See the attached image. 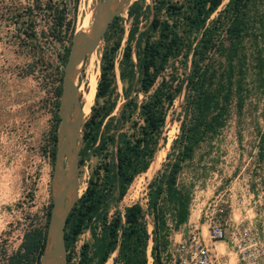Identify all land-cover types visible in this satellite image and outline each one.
<instances>
[{
  "label": "trees",
  "instance_id": "obj_1",
  "mask_svg": "<svg viewBox=\"0 0 264 264\" xmlns=\"http://www.w3.org/2000/svg\"><path fill=\"white\" fill-rule=\"evenodd\" d=\"M77 1L0 0V24L5 39L31 58L22 65L23 75L32 73L36 64L45 61L52 64L45 51L55 42L67 43L62 52L55 54L64 59L74 30V16L68 15L69 7L74 10ZM221 1L151 0V5L143 4L146 10L151 9L150 20L137 32L135 62L130 55V40L137 27L133 24L129 29L118 76L124 81L137 72L138 89L145 95L137 102L124 87L125 100L117 114L111 113L116 102L110 96L114 85L112 54L110 51L102 54L94 104L83 121L82 145L78 151L79 164L98 138L94 154H99V163L92 169L64 225L66 251L83 228H90L89 249L82 251L75 264H103L115 247L114 263L148 264L144 211L152 221L151 262L164 264L162 252L169 243L170 232L188 216L191 190L177 182L183 162L192 157L201 143L219 132L232 103L240 113L250 94L264 86L261 38L264 11L258 10L262 0H226L217 9ZM141 5L140 0H134L127 9L134 22ZM180 53L185 58L189 53L183 114L164 161L147 182L145 209L135 201L125 205L122 213L114 211L109 215L107 207L115 193L118 199L122 198L133 177L145 171L155 158L152 159L166 109L180 86L161 78L151 92L147 91L167 59ZM55 93H60L58 85ZM255 124L253 174L264 186V124L258 125L257 121ZM248 184L256 193L258 182L250 179ZM46 237L45 223L26 228L15 249L10 252L4 247L0 249V264H39ZM66 259L70 264L68 252Z\"/></svg>",
  "mask_w": 264,
  "mask_h": 264
},
{
  "label": "rangeland",
  "instance_id": "obj_2",
  "mask_svg": "<svg viewBox=\"0 0 264 264\" xmlns=\"http://www.w3.org/2000/svg\"><path fill=\"white\" fill-rule=\"evenodd\" d=\"M96 1L78 0L74 10L69 7L68 15L74 16V30L64 59H59L55 54L62 52L67 43L55 42L45 51L52 64L46 61L36 64L33 72L26 75L22 74L21 69L23 63L31 59L30 56L17 51L7 42L0 24V249L4 247L7 252L17 247L26 228L45 223L47 229L51 200L56 191L52 171L60 122V93H55V87L58 85L61 91L62 66L67 53L75 40H80L79 37L74 39L77 29L86 22L85 19L91 17ZM119 1L115 0V3L118 4ZM133 1L124 0L121 8L118 5L113 7L107 26L109 28H106L95 49L86 54L76 67L73 82L82 106L83 121L94 104V94L85 110L83 100L94 83L96 87L104 51H110L113 59L114 85L110 96L116 102L111 113L117 114L125 100L122 94L124 87L129 96H135L137 102L145 95L138 89L137 72L131 79L124 81L118 76V65L128 40L129 29L133 24L137 27L134 38L130 40V55L135 62L134 43L137 32L147 26L151 17V9L148 11L143 6L144 3L151 5V0H140L142 5L134 22L127 12ZM225 1L222 0L217 9ZM258 10L264 11V0ZM213 15L214 12L211 16ZM261 38L264 41V25ZM114 45L116 47L110 49ZM188 66L189 53L187 58L182 53L169 57L148 89L147 92H151L161 78L180 86L166 109L152 157H156L154 162L133 177L122 198L118 199L115 193L107 207L109 215L114 211L122 213L125 205L135 201L145 209L147 182L160 168L170 142L178 132L179 119L183 114L184 83ZM72 111L70 109L68 112L69 122L72 120ZM256 121L258 125L264 124V86L250 94L240 113L236 112L232 103L228 118L219 132L209 141L201 143L192 157L183 162L177 174V182L188 185L191 190L188 216L184 223L170 232L169 243L162 252L164 264H176L177 243L191 229L198 232L200 240L209 248L217 264H264V186L259 182L258 176L253 174ZM97 143L98 138L88 147L78 164L79 195L92 169L99 163V154H94ZM81 145L82 138L79 149ZM67 158L65 154L66 163ZM250 179L258 182L256 193L249 188ZM144 217L148 230L147 262L152 264V221L146 211ZM216 229L221 230V238L213 237V230ZM91 241L90 228H83L66 251L70 255V264H75L82 251L89 249ZM116 255L117 247L110 252L103 264H122L114 263L113 257Z\"/></svg>",
  "mask_w": 264,
  "mask_h": 264
},
{
  "label": "water",
  "instance_id": "obj_3",
  "mask_svg": "<svg viewBox=\"0 0 264 264\" xmlns=\"http://www.w3.org/2000/svg\"><path fill=\"white\" fill-rule=\"evenodd\" d=\"M123 0H97L94 11L88 19L87 30L77 32L80 40H75L67 53L62 66L61 91L59 95L58 126L59 137L56 140V150L53 161L52 175L56 182V191L52 197L49 209L47 237L39 264L57 262L68 264L64 245V225L66 216L79 196L78 193V151L82 138L83 112L79 103L77 88L73 82L74 73L79 61L92 52L105 32L113 7L119 8ZM72 109V120L68 121V112ZM70 146V151L68 148ZM68 152V153H67ZM67 154V163L64 156Z\"/></svg>",
  "mask_w": 264,
  "mask_h": 264
},
{
  "label": "built area",
  "instance_id": "obj_4",
  "mask_svg": "<svg viewBox=\"0 0 264 264\" xmlns=\"http://www.w3.org/2000/svg\"><path fill=\"white\" fill-rule=\"evenodd\" d=\"M213 232L214 238H221L220 229ZM176 252V264H217L209 248L200 240L198 232L194 229L177 243Z\"/></svg>",
  "mask_w": 264,
  "mask_h": 264
},
{
  "label": "bare ground",
  "instance_id": "obj_5",
  "mask_svg": "<svg viewBox=\"0 0 264 264\" xmlns=\"http://www.w3.org/2000/svg\"><path fill=\"white\" fill-rule=\"evenodd\" d=\"M123 2H124V0L122 1V3L120 4V5H122L123 4ZM89 19V18H88ZM88 19H85V23L79 28L78 27V31L79 30H83V31H86L87 30V23H88ZM92 83H94V82H92ZM90 87H91V85H90ZM89 87V88H90ZM94 88H95V83L92 85V88H91V90L89 91V93H87L86 94V96L84 97V100H83V110H85L88 106H89V103H90V100H91V98H92V96H93V94H94ZM86 93V92H85ZM84 96V95H83ZM81 109H82V106H81ZM156 158V157H155ZM155 160V159H154ZM154 162V161H153ZM152 162V163H153ZM44 264H52V262H46V263H44Z\"/></svg>",
  "mask_w": 264,
  "mask_h": 264
}]
</instances>
